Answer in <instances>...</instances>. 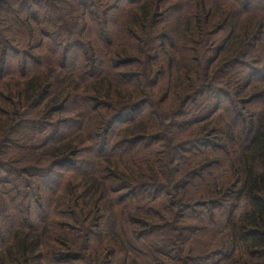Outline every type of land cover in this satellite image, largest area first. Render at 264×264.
<instances>
[{"label": "trees", "instance_id": "obj_1", "mask_svg": "<svg viewBox=\"0 0 264 264\" xmlns=\"http://www.w3.org/2000/svg\"><path fill=\"white\" fill-rule=\"evenodd\" d=\"M0 264H264V0H0Z\"/></svg>", "mask_w": 264, "mask_h": 264}]
</instances>
